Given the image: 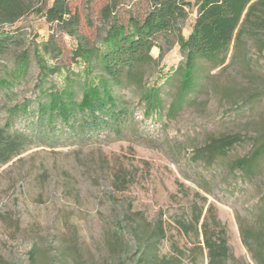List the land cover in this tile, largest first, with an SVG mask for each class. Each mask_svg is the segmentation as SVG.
<instances>
[{
    "label": "rangeland",
    "instance_id": "1",
    "mask_svg": "<svg viewBox=\"0 0 264 264\" xmlns=\"http://www.w3.org/2000/svg\"><path fill=\"white\" fill-rule=\"evenodd\" d=\"M189 1L193 7L188 18L174 32L159 35L150 52L155 62L145 81L164 91L165 113L178 91V83L168 80L183 62L177 39L189 36L196 18L199 0ZM107 2L71 0L79 14L78 34L89 45H96L105 34L99 12ZM148 9L146 0H132L118 8L117 17L126 23L129 15L142 17ZM6 30L14 31L20 42L0 56V76L13 70L23 52L29 54L30 66L11 96L0 92V125L6 109L34 98L39 80L35 57L43 55L40 47L50 36L55 35L62 49L56 61L43 55L46 65L59 70L50 80L62 86L63 77L84 71L83 63L72 60L75 40L54 32L43 17L28 16ZM244 53L251 64L235 57L219 68L201 66L195 93L171 118L142 121L137 97L124 89L121 95L136 108V127L122 137L86 144L64 139L26 142L0 166V264H30V251L35 264H121L123 260L133 264L138 250L130 225L140 219L147 226L161 219L165 240L157 253L176 256V250L188 252L202 239L195 232L185 234L182 224L208 208L225 231L229 251L225 264H255L243 245L241 229L264 225V155L247 182L236 178L231 165L255 150L264 152V58L251 41ZM222 136L237 137L239 142L212 162L193 158L196 148ZM119 171L128 172L130 179L118 192L114 177ZM118 222L124 228V246L117 243ZM180 264H207V258L193 263L186 254Z\"/></svg>",
    "mask_w": 264,
    "mask_h": 264
},
{
    "label": "trees",
    "instance_id": "2",
    "mask_svg": "<svg viewBox=\"0 0 264 264\" xmlns=\"http://www.w3.org/2000/svg\"><path fill=\"white\" fill-rule=\"evenodd\" d=\"M130 1L108 0L99 12L105 34L96 45H89L78 34L79 14L72 8L71 0H0V56L10 53L20 42L15 32L6 27L35 16L43 17L54 32L73 38L72 60L84 64L81 75L68 74L63 77V85L57 86L50 78L59 70L55 65H46V60L56 61L62 49L55 35L41 45L46 60L43 55L35 57L39 80L34 98L6 109L7 116L0 125V166L10 162L30 139L42 143L64 139L86 144L103 138L118 139L129 133L136 127L133 118L136 108L125 100L121 90L129 89L137 97L142 106V121L149 119L158 123L163 117L175 116L185 106L196 91L198 73L204 64L219 68L229 61L232 63L235 57L245 65L251 64L244 53L248 41L257 55L264 58V0H199L189 36L184 39L180 35L177 39L183 62L168 80L178 83V91L165 113L164 91L145 81L148 68L155 62L150 52L159 35L174 32L188 18L193 5L189 0H146L149 9L144 15H129L123 23L117 17V10ZM29 61L26 52L17 56L13 70L0 76V92L7 97L13 94L16 84L29 69ZM16 123L24 131L16 128ZM238 142L239 139L232 136L210 138L195 149L193 158L212 162L226 155ZM262 155V150H255L251 155L236 159L231 172L247 182ZM129 179L128 172L116 173V190L123 191ZM120 222L115 235L120 239L117 243L124 246V228ZM150 226L141 219L130 225L138 250L133 264H180L186 254L193 263L204 256L207 264H225L229 258L225 231L211 215V208L198 210L189 224H182L185 234L195 232L202 239L188 252L176 250V256L164 257L157 253L160 242L165 240L161 219ZM241 236L255 264H264V225L253 230L241 229ZM27 256L29 263L35 264L33 251ZM127 263L128 260L121 262Z\"/></svg>",
    "mask_w": 264,
    "mask_h": 264
}]
</instances>
